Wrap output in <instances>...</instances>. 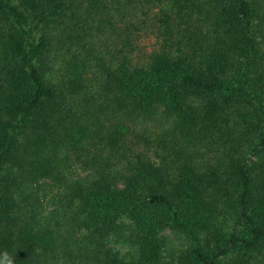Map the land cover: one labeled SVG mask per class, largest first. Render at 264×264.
I'll return each mask as SVG.
<instances>
[{
    "label": "trees",
    "instance_id": "16d2710c",
    "mask_svg": "<svg viewBox=\"0 0 264 264\" xmlns=\"http://www.w3.org/2000/svg\"><path fill=\"white\" fill-rule=\"evenodd\" d=\"M0 264H264V0H0Z\"/></svg>",
    "mask_w": 264,
    "mask_h": 264
},
{
    "label": "rangeland",
    "instance_id": "374dc122",
    "mask_svg": "<svg viewBox=\"0 0 264 264\" xmlns=\"http://www.w3.org/2000/svg\"><path fill=\"white\" fill-rule=\"evenodd\" d=\"M143 38H145V39L147 38L148 39V40H146V45L149 44V43H151V42H153V34L150 32V30H149L148 36L147 37H143ZM54 65L55 66H58V64H56V63ZM169 236L174 237V235L173 236L172 235H169Z\"/></svg>",
    "mask_w": 264,
    "mask_h": 264
}]
</instances>
